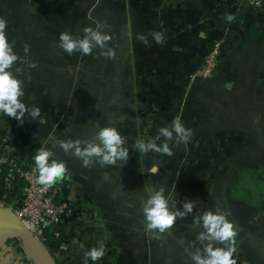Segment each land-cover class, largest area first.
Returning a JSON list of instances; mask_svg holds the SVG:
<instances>
[{
  "label": "crops",
  "instance_id": "0c3cea01",
  "mask_svg": "<svg viewBox=\"0 0 264 264\" xmlns=\"http://www.w3.org/2000/svg\"><path fill=\"white\" fill-rule=\"evenodd\" d=\"M0 16L9 22L6 35L19 56L30 45L29 58L38 67L17 63L11 71L23 68L22 102L40 107L46 120L40 125L26 113L21 125L0 113V143L5 140L27 161L40 147L51 148L54 159L67 163L68 176L56 185L75 218L63 228L67 249L51 235L54 264H84V251L101 242L106 253L95 264H195L191 257L203 254L207 241L197 239L204 229L194 219L217 207L231 210L228 219L239 233L237 264H264V201L235 197L233 188L245 175L264 173V7L256 10L248 0H0ZM97 22L111 25L116 59L100 57L98 48L91 55H68L58 47L61 32L83 37L84 28ZM152 32L163 33V45ZM140 33L150 46L136 39ZM216 41V77L191 79ZM175 118L193 136L187 144L169 142L172 156L133 147L137 139H155ZM97 124L115 127L126 138L129 158L123 166L117 161L82 168L54 143L90 140ZM153 163L159 173L147 175ZM146 186L153 192L165 186L170 211H184L186 199L196 207L170 231L146 232ZM0 190L18 203L24 187L7 188L0 176ZM12 218V211L0 207L1 220ZM32 253L12 241L0 246V264H39Z\"/></svg>",
  "mask_w": 264,
  "mask_h": 264
},
{
  "label": "clouds",
  "instance_id": "9594fccd",
  "mask_svg": "<svg viewBox=\"0 0 264 264\" xmlns=\"http://www.w3.org/2000/svg\"><path fill=\"white\" fill-rule=\"evenodd\" d=\"M226 19L231 22L234 17L228 15ZM8 27V20L0 16V113L15 118L21 125L24 123L25 114L27 113L32 120L39 118V124L44 125L46 120L41 116L40 107L36 105L29 107L22 102L25 95L24 80L20 78L24 75L23 68L16 67L15 72L11 71L17 63L31 69L38 67V64L29 58L30 45H24V56H19L16 53L14 50L15 45L9 41L6 35ZM83 32V37H74L68 31L61 32L58 47L68 55L76 52L91 55L93 50L98 48L100 57L109 60L116 59L115 49L109 46L112 40L111 25L106 22H97L95 28L85 27ZM149 35L155 43L164 44L165 37L163 33L152 32ZM136 39L145 46H150L148 37L143 33L138 34ZM28 79L31 80V77L29 76ZM226 87L231 90L230 85H226ZM30 99H35V97H30ZM97 129L90 140L57 139L54 143L63 149L66 154L71 153L79 159L82 168L91 169L94 163L99 164L101 167L113 166L117 164V161H121V166H123V163L127 162L129 158V149L125 146L126 138L112 126L101 127L97 124ZM192 136L193 130L185 127L179 118H175L170 125L159 128V133L155 139L148 138L147 141L142 138L137 139L133 147L140 153L155 152L172 156L174 153L169 146V142L174 140L177 146L181 143L187 144ZM160 137L164 138V142L158 145L156 141ZM54 155L51 148L43 146L37 150L33 157L35 169L38 172L37 183L42 186L44 191L49 190L68 176L67 163L63 160L54 159ZM159 170V164L153 163L151 168L147 170V175H156ZM141 171L143 173L144 169L141 168ZM165 190V186L158 187L155 192L150 187H145V191L149 193L142 207L146 232L153 230H158L161 233L168 232L178 218L183 219L187 214L192 213L194 207H196L194 200L186 199L183 202L184 211H170L169 200L164 195ZM230 215V209L224 210L217 207L215 211H204L202 215L194 219V223L202 224L204 229L199 233L197 239L201 242L207 241L203 254L197 253L191 257L195 264H237L233 255L236 251V237L239 233L234 222L228 219ZM105 253V246L101 242L98 247H92L90 250L84 251V264H88L89 259L95 264L96 261L103 258Z\"/></svg>",
  "mask_w": 264,
  "mask_h": 264
},
{
  "label": "built area",
  "instance_id": "2783aa9c",
  "mask_svg": "<svg viewBox=\"0 0 264 264\" xmlns=\"http://www.w3.org/2000/svg\"><path fill=\"white\" fill-rule=\"evenodd\" d=\"M250 6L262 9L264 0H248ZM221 52V41L214 42L203 58L202 64L191 75V79H210L217 75ZM0 176L7 188L21 181L24 192L20 202L11 201L6 190H0V207L12 211L13 218L20 219L49 255L51 235L54 234L61 249H67L63 239V228L71 225L75 209L71 203L59 196L60 189L54 185L47 191L37 183L38 172L35 161H27L7 148L5 140L0 143ZM7 222H4L5 226Z\"/></svg>",
  "mask_w": 264,
  "mask_h": 264
},
{
  "label": "water",
  "instance_id": "95a60500",
  "mask_svg": "<svg viewBox=\"0 0 264 264\" xmlns=\"http://www.w3.org/2000/svg\"><path fill=\"white\" fill-rule=\"evenodd\" d=\"M6 224L5 234L0 236V246L15 240H20L33 252L39 264H54L46 250L20 219L12 218Z\"/></svg>",
  "mask_w": 264,
  "mask_h": 264
},
{
  "label": "trees",
  "instance_id": "16d2710c",
  "mask_svg": "<svg viewBox=\"0 0 264 264\" xmlns=\"http://www.w3.org/2000/svg\"><path fill=\"white\" fill-rule=\"evenodd\" d=\"M256 10H260V9H256ZM212 44L213 43H211L208 46L206 52L203 55V58L206 55V53L209 51ZM16 183H22V182L17 181ZM233 188H234L235 197L249 200L251 203H255V204L262 203L264 201V173L254 172L245 175V177L241 178L239 182H236L234 184ZM15 243L21 244V241L15 240Z\"/></svg>",
  "mask_w": 264,
  "mask_h": 264
},
{
  "label": "bare ground",
  "instance_id": "6f19581e",
  "mask_svg": "<svg viewBox=\"0 0 264 264\" xmlns=\"http://www.w3.org/2000/svg\"><path fill=\"white\" fill-rule=\"evenodd\" d=\"M5 225L3 227H1L0 225V236L4 235L5 234ZM37 261V260H36ZM38 262V261H37Z\"/></svg>",
  "mask_w": 264,
  "mask_h": 264
},
{
  "label": "rangeland",
  "instance_id": "374dc122",
  "mask_svg": "<svg viewBox=\"0 0 264 264\" xmlns=\"http://www.w3.org/2000/svg\"><path fill=\"white\" fill-rule=\"evenodd\" d=\"M244 182H245V181H244ZM243 184H244V183H243ZM1 218H3V217H1ZM4 222H6V221H3V220L0 219V225H1V227H3L4 224H2V223H4ZM32 254H33V253H32ZM32 256H33V255H32ZM33 257H34V256H33ZM33 259L35 260L36 258L34 257ZM35 261H36V260H35ZM36 262H37V261H36ZM37 263H38V262H37Z\"/></svg>",
  "mask_w": 264,
  "mask_h": 264
}]
</instances>
